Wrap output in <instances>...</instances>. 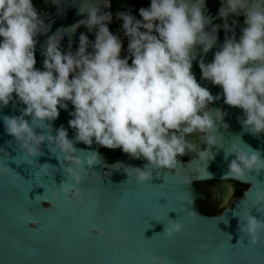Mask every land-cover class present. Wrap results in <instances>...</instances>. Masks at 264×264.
Returning a JSON list of instances; mask_svg holds the SVG:
<instances>
[{"label": "clouds", "instance_id": "obj_1", "mask_svg": "<svg viewBox=\"0 0 264 264\" xmlns=\"http://www.w3.org/2000/svg\"><path fill=\"white\" fill-rule=\"evenodd\" d=\"M101 5L110 7L108 0H80L77 11L85 18L47 36L41 46V70L35 67L37 38L50 25L33 0H0V109L11 105L12 112L19 113L0 115L5 134L12 138L5 143L44 177L54 180V170L63 171L53 196L69 192L75 196L87 179L86 169L101 164L99 152L78 149L80 143L89 149L93 144L120 149L131 159L144 161L142 167L127 166L131 169L125 171L127 183L133 179L149 183L158 170L171 175L186 155H192L191 163L197 165L214 160L220 150L227 162L225 178L243 182L264 173V153L240 135L239 143L225 147L220 142L221 128H229L227 112L210 107L223 99L224 105L241 111L237 119L243 133L264 135V0H221L216 19L244 16L238 39L235 19L206 30L212 18L205 15L204 0H150L148 7L139 8L140 19L131 10L118 11L115 17L127 39L123 58L122 38L108 27L113 15L101 11ZM81 26L89 32L95 29L94 39L82 32L76 51L71 50V40L65 51L61 41ZM221 28L224 41L205 63ZM194 61L201 80L218 86L220 93L213 95L197 82L191 71ZM69 104L71 139L63 124L53 127ZM194 134L199 144L189 139ZM45 152L56 165L39 162ZM0 175L15 180L18 174L0 165ZM253 197L255 212L264 213V187H257ZM187 215L193 221L199 218L193 210ZM233 217L239 238L255 246L264 234V219L246 209L234 210ZM182 231L183 223L169 218L159 234L171 239Z\"/></svg>", "mask_w": 264, "mask_h": 264}, {"label": "water", "instance_id": "obj_2", "mask_svg": "<svg viewBox=\"0 0 264 264\" xmlns=\"http://www.w3.org/2000/svg\"><path fill=\"white\" fill-rule=\"evenodd\" d=\"M53 3L56 8L40 16L50 25V30L37 38L35 67L41 70L44 58L41 46L47 36L85 18L77 11L80 0ZM108 3L110 7L101 5V11L112 13V0ZM204 3L205 15L212 18L206 29L210 30L214 24L213 2L204 0ZM94 31L81 26L71 37L65 35L61 46L67 51L71 40L74 52L80 33L90 38ZM235 35L238 38L239 33ZM224 37L225 34L218 35L217 44L204 56L205 63L212 61ZM191 71L197 82L213 95L221 92L218 86L201 80L197 61L193 62ZM210 107H220L227 112L225 122L229 128H221L218 137L225 147L232 142L239 143L236 135H240L245 143L264 153V135L253 137L242 132L237 119L242 114L239 109L224 105L223 99ZM71 110L69 104L68 110H60L58 119L53 122L54 128L63 124L70 139L74 135L67 124ZM12 114L19 115L12 112L11 105L0 109V115ZM11 139L0 120V149H5L0 151V165L18 174L15 180L0 175V264H264V234L255 246L248 245L246 238H239L238 221L233 217L234 210L239 213L246 209L264 219V213H256L252 207L253 192L257 187H264V173L246 177L243 182L225 178L227 162L222 150L214 160L198 165L191 163L193 159L184 161L180 157L181 164L171 175L158 170L151 182L137 184L134 179L132 183L125 182V171H131L127 166L142 167L144 161L131 159L120 149H117V158L112 159L114 150L95 144L89 149L80 143L76 145L78 149L98 151L101 164L86 169L87 179L75 196L72 192L53 196L57 184L64 179L63 171L55 169L54 180L44 177L6 145ZM86 154L81 153V156ZM45 161L57 164L47 152L39 158L40 163ZM229 181L244 184L247 189L219 214H203L200 204L205 194L197 184L222 182L230 188ZM189 210L198 214L196 221L188 218ZM169 218H178L183 223V231L171 239L159 234Z\"/></svg>", "mask_w": 264, "mask_h": 264}, {"label": "flooded vegetation", "instance_id": "obj_3", "mask_svg": "<svg viewBox=\"0 0 264 264\" xmlns=\"http://www.w3.org/2000/svg\"><path fill=\"white\" fill-rule=\"evenodd\" d=\"M211 1L213 2V7H214V17H213L214 18V24L213 25L222 24L224 22L231 24L232 20L235 19L237 21V23L234 26V31L239 33V36H240V34H241L240 30L243 27H245L244 16L240 15V16L236 17V16L230 15L227 17L226 21H220V20L216 19V17L218 16V9L221 6V0H211ZM112 3H113V9H112L111 14L113 15V19H112V22L108 25V27H109V30L114 35H119L122 38L123 48L121 51V57L123 58L126 55L127 39L123 38V36H122V33L120 31L121 21L116 19L115 13L118 11L131 10V13L134 16H136L137 19H140L139 14H138L139 8L148 7L150 0H112ZM33 4L38 9L40 16L42 13L51 12L56 8V5L52 2V0H33ZM224 34H225L224 30H223V28H221L218 32V35H224ZM239 36H238V38H239ZM89 39L90 40L94 39V36L90 37ZM129 63H131V61H129ZM189 139L194 140L198 144L200 143L196 134H194L192 137H189ZM200 147L203 148L205 146L203 144H200ZM117 156H118V150L115 149L114 154L111 155V158L116 159ZM181 159H183L184 161H188V160L193 159V156L192 155H186L184 157H181ZM227 183L230 184V188H228L226 186V183L220 182L221 190L224 193H230L232 195L229 196L228 198H226V197L221 198L219 203H217L215 206L211 207L212 209H216L218 212H222L224 209L228 208L231 205V203L235 199L240 198L243 195L244 191L247 189L244 184H241L237 181H229ZM210 184H211V182H205V183H198L197 184L198 187L201 189V191L205 194V199L200 204V211H203L205 208H208V207H206V205L208 204L209 197L212 193L211 189L209 188Z\"/></svg>", "mask_w": 264, "mask_h": 264}, {"label": "rangeland", "instance_id": "obj_4", "mask_svg": "<svg viewBox=\"0 0 264 264\" xmlns=\"http://www.w3.org/2000/svg\"><path fill=\"white\" fill-rule=\"evenodd\" d=\"M209 188L211 189L212 193L209 197L208 204L206 205V207H208V208H211V207L215 206L217 203H219L221 198H223V197L228 198L229 196L232 195L230 193H224L221 190L220 182H211V184L209 185Z\"/></svg>", "mask_w": 264, "mask_h": 264}, {"label": "trees", "instance_id": "obj_5", "mask_svg": "<svg viewBox=\"0 0 264 264\" xmlns=\"http://www.w3.org/2000/svg\"><path fill=\"white\" fill-rule=\"evenodd\" d=\"M246 186V185H245ZM247 188V186H246ZM203 214L206 215H215V214H219L220 212H218L216 209H212V208H205L203 211H201Z\"/></svg>", "mask_w": 264, "mask_h": 264}]
</instances>
